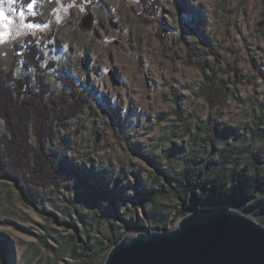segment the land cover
Instances as JSON below:
<instances>
[{"label": "rangeland", "instance_id": "374dc122", "mask_svg": "<svg viewBox=\"0 0 264 264\" xmlns=\"http://www.w3.org/2000/svg\"><path fill=\"white\" fill-rule=\"evenodd\" d=\"M0 7L14 22L0 29L11 33L0 71L27 76L35 47L33 86L38 76L62 96L69 77L88 100L44 143L63 178L26 194L0 178V264H105L111 235L178 226L176 179L195 194L252 195L223 205L264 224L251 172L230 179L250 160L264 168V0H159L151 17L140 0H36L32 29L16 3Z\"/></svg>", "mask_w": 264, "mask_h": 264}, {"label": "trees", "instance_id": "16d2710c", "mask_svg": "<svg viewBox=\"0 0 264 264\" xmlns=\"http://www.w3.org/2000/svg\"><path fill=\"white\" fill-rule=\"evenodd\" d=\"M140 1L145 4L147 13L156 11L159 3V0ZM31 2L32 0H17L18 10L26 13L27 4ZM148 15L151 17V13ZM25 57L27 76L24 78L16 79L12 70L0 71V121L5 124V132L0 135V178L13 179L24 194L29 189L45 187L65 176L64 169L55 163L53 153L44 148V143L46 140L53 142L58 130L66 127V123L88 102L76 81L69 77L63 80L69 92L62 96L56 95L51 86L38 76L36 85L33 86L31 72L34 70L38 74L41 73L40 64L43 57L35 47H31ZM208 83H205V88L209 87ZM210 96L208 94L207 98ZM30 135L36 137L38 143L36 147L30 144ZM262 152L264 153V148L261 149ZM186 168L192 180L197 173L195 167L188 162ZM246 171L251 172L258 189L264 190V168L253 160L248 161L237 176L230 177L232 183L240 180ZM175 181L178 184L174 185L173 193L179 200L180 217L203 207L223 205L226 201L239 209H244L245 202L253 198L247 194L244 196L245 202H235L231 197L227 200L221 199L214 193L209 194L210 186L206 185L201 186L202 191L199 194H195L192 188L185 186V182H181L180 179ZM211 191L213 192L214 188ZM121 239H117L116 235L108 237L113 246Z\"/></svg>", "mask_w": 264, "mask_h": 264}, {"label": "water", "instance_id": "95a60500", "mask_svg": "<svg viewBox=\"0 0 264 264\" xmlns=\"http://www.w3.org/2000/svg\"><path fill=\"white\" fill-rule=\"evenodd\" d=\"M178 221L124 236L105 264H264V224L244 212L203 207Z\"/></svg>", "mask_w": 264, "mask_h": 264}, {"label": "snow or ice", "instance_id": "6c2138e0", "mask_svg": "<svg viewBox=\"0 0 264 264\" xmlns=\"http://www.w3.org/2000/svg\"><path fill=\"white\" fill-rule=\"evenodd\" d=\"M3 3V0H0V4ZM8 3L10 4H15L17 3V0H8ZM36 4V0H32L31 3L27 4V8L29 10V12L32 13V15H35V12L33 11V7L34 5ZM13 11L15 9H12ZM19 17H20V22H21V27H26V28H29V29H32V28H40L41 25L39 24H32V23H24L25 21V12L23 10L19 11L18 13ZM5 22H7V25H12L14 22L12 20H10L6 14H5V11L3 10V7H0V29H3L5 27ZM10 30L8 33H5L4 31L0 30V43H5L6 40H5V37L6 35H10ZM20 53H18L19 55Z\"/></svg>", "mask_w": 264, "mask_h": 264}]
</instances>
